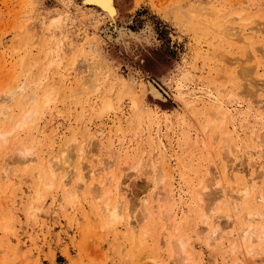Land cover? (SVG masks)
I'll list each match as a JSON object with an SVG mask.
<instances>
[{
    "label": "rangeland",
    "instance_id": "374dc122",
    "mask_svg": "<svg viewBox=\"0 0 264 264\" xmlns=\"http://www.w3.org/2000/svg\"><path fill=\"white\" fill-rule=\"evenodd\" d=\"M113 3L110 23L83 0H0V130L11 132L0 144V264H264V238L251 244L240 236L248 222L264 226V217L248 215L264 205L256 191L238 209L230 202L242 177L264 169V55L251 56L262 36L248 43L216 38L223 26L264 30V0ZM191 9L205 13L195 30ZM120 28L147 34L125 39V47L113 41ZM82 33L91 42L84 51ZM242 65L249 67L244 78ZM97 66L103 70L93 75ZM126 79L144 109L140 119L132 118L139 107L129 91L119 89ZM148 82L160 99L146 93ZM36 91V99H26ZM250 102L249 114L239 115ZM221 105L231 110L214 121ZM81 143L87 157L77 156ZM19 145L32 162L21 164L13 151ZM62 148H70L66 186L60 176L37 173L41 160L61 159L55 156ZM100 159L114 162L113 201L126 202L127 215H109L92 197ZM222 172L237 181L227 186ZM205 186L207 198L216 193L231 203L214 211L218 244L202 222L210 204L198 197ZM172 238L183 243L182 258Z\"/></svg>",
    "mask_w": 264,
    "mask_h": 264
},
{
    "label": "bare ground",
    "instance_id": "6f19581e",
    "mask_svg": "<svg viewBox=\"0 0 264 264\" xmlns=\"http://www.w3.org/2000/svg\"><path fill=\"white\" fill-rule=\"evenodd\" d=\"M83 4H88V5L92 6V8L98 9L99 13L102 14L103 17L104 16L108 17L109 18V22L110 23H114V18L116 17L115 15H116L117 12H116V7H115V5L113 3V0H83ZM204 11H205V9H204ZM190 14L192 15V18H193V19H191V25H192L193 29L195 30L201 25V23L198 20V18H200L199 16H202L205 13L203 12L202 14H199L197 12V10L191 9V13ZM56 18H58V17H56ZM56 18H50V19H51V21L56 22ZM185 23H186L185 19H183L182 20V24L184 25ZM50 24H52V23L50 22L49 25ZM255 28L256 29L254 31H257V33H251V32L245 33L244 30H240V29L235 28V27L223 26L222 28L219 29V31H218V33L216 35V38L218 39L219 42H228L227 40H221L222 38L223 39L224 38H230L234 42H239V41H243V40L247 39L246 42L248 43V40L250 42H253L256 38L259 37V35H261L263 42H261L262 44L255 45L254 52H252V55H251V56H253V58H257V56L264 55V48H263L264 47V30H262V29L260 30V28L258 29L257 27H255ZM144 30L145 29H143V31H141L139 33H135V32H132L130 30H123L122 28H120L117 31L115 30L116 31V36L113 39V41H115L116 43L122 42L125 45V47H127L128 42L126 43L125 39L135 38L137 40V39H139L138 37L140 36L141 33H145ZM98 32H102L104 34V36H106L109 39H112V36L107 33L106 29H104V30L100 29V31H98ZM48 34H49L48 37L50 38L51 35H52L51 32H48ZM145 34H147V33H145ZM145 40H147V39L145 38ZM79 41H80V43H78V46H79V49L81 51L87 50V48H89V46L91 45L90 40L85 37V33H82L81 37L79 38ZM51 44L52 43H50V45ZM58 47H59L58 44H53L52 49L57 52V48ZM244 59H245V57H244ZM101 60L104 61L102 58H101ZM91 67H94V66L92 65ZM102 70H103V68L101 66H97L91 72L93 73V75H95V74L100 75ZM89 74L87 72V75H89ZM248 74H249V67L247 65H242L240 67V69H239L238 75L240 76V78L241 77L244 78V77L248 76ZM75 75L79 76V77L81 76V75H77L76 72H75ZM85 75H86V73H85ZM98 78L100 79V77H98ZM96 79H97V77H96ZM79 80L86 81L87 78H84V77L81 76L79 78ZM130 81H131L130 79H126V80L121 81L123 83V85H120L119 89H123V90L129 91V94H130L131 99H132L131 102H132L133 105H135V107H137L136 102H135V98L131 94V92L134 91L135 87H134L133 83H131ZM95 82H98V81L95 80ZM36 83L38 85V84L42 83V81L41 80L40 81H36ZM91 86H94V84H92ZM27 87H28V84L27 83H23V85H21L19 87V89L21 91H24ZM243 87H244L243 84H241L240 85V90H241L240 93L241 94H243V92H244ZM259 87H264V85L259 86ZM144 88H145L146 93H149V95L152 98L160 99L159 91L152 83L148 82V83L144 84ZM36 89H37V87H36ZM101 91H102V89H101ZM179 92H180L181 97H184L186 95V92H184V90L182 89L181 85L179 86ZM36 94H37V91L34 92L33 95L27 96L26 99L27 100L32 99V98L34 99ZM11 95H12V92L9 93V96H7L8 99H6V102L12 98ZM251 103L252 102H250L249 105H247L248 107L250 106L249 108L246 107L245 110H239L238 114L242 115V116L248 115L249 114V110L252 108V104ZM253 105L255 106V104H253ZM135 107H133V108H135ZM138 107H137L138 110L136 111L138 116H135V114H134L132 116V118H134V119H136V118L140 119V115L143 112V111H140V110H144V109L140 108L139 105H138ZM226 107H229V109L231 108L228 105H221V106L217 107V110H219V111L222 110L225 113H222V111L221 112L218 111V113H221V114H219L217 116L214 115V121H216L217 118L223 119L225 117V115L228 114V111L226 110ZM145 109H147L148 111L149 110H153V109H150L149 106L145 107ZM2 110H3V108H1V111ZM210 110H212V109H210ZM148 111H145V112L148 113ZM33 114H34L33 111L30 112V113H27L26 116H25V121L31 120L33 118ZM0 116H3V114L0 113ZM255 117L258 118L259 116H255ZM259 120H261L262 123L264 122V119H262V118H259ZM18 123L20 124V121H18ZM228 135H229L228 133H225L222 136L224 138L225 144L227 143ZM10 136H11V132L0 130V144L3 143V142L4 143L7 142L9 140ZM65 145L69 146V143H67ZM259 146L260 145L257 146L258 150L262 149ZM86 147H87V145L84 144V143H81L77 147L76 153H77L78 157H82L83 158V157H85L88 154L87 151H86L88 149V147H87V149H86ZM88 150H90V149H88ZM13 151L15 152V155L17 156V158L19 160H21L20 161L21 164L25 165L28 162H32V156H31L32 153H31V151L28 148H24V147L19 145L15 149L13 148ZM69 152H70V148H62L60 150L59 154H57L55 156V158L57 157V158H61V159L54 160L52 158H49L47 160H41L40 161V166L38 168L37 173H39L40 176L41 175L42 176L47 175V176H49V178L52 177L53 179L56 178L57 176H60L61 183H63V185L66 186L65 176L67 175L68 167L70 166V159H69L70 158L69 157L70 154H69ZM3 162L6 163L5 160ZM99 165H100L99 176L102 179L99 180L96 183V186L93 188L92 197L94 199H97V200H100V201L103 200V202H102L103 208L105 209V211L109 215L117 216L119 214L120 210L124 211L125 214L127 215V213L129 212V208H128L126 202H124L121 198H118V197H117L116 200L114 198V201H113V196L117 195V193H115V194L113 193L112 188H111L112 183H113L112 182L113 178H112V174H111L110 170L114 166L113 160L107 159L106 161H102L100 159L99 160ZM263 174H264V169L261 172H259L258 174H255V175L251 174L252 176L249 179H247L246 177H242L240 179V183H239L240 186H238L237 190L234 192V195H232L230 197L231 198L230 202L232 203V205L234 206L235 209L239 208L241 202H243V200L250 193V191H256V195H255L254 199H255V201L257 200L258 204L260 206L262 205V207H263V205H264V180H263V184H262V181H260L261 176ZM222 177L225 180L227 186L231 185L232 181L233 182L237 181L235 176L229 175L226 172H222ZM205 189L207 190L208 187H206V186L203 187V189L199 192V195H198L200 201H204V198L209 199V201H210V204L207 207V211L203 214L202 222L209 229L208 230V232H209L208 239L211 242L218 244V242H221L222 235L220 233V229H219L218 223L215 220L214 211L215 210H219L221 207L225 209L228 206V204H231V203L230 202L227 203L225 201V199H223L221 196L217 195L216 193L215 194L212 193L211 194V198H207L208 196H206ZM248 215H254L255 219L258 218V220L259 219L262 220V217H264V208H262L261 211L259 210V211L255 212L254 214H248ZM250 219H251V217H250ZM209 220L212 221V224L209 222ZM136 227H137V225H134L132 228H130L131 229V234L135 232ZM169 229L172 232L171 226H169ZM240 236H241V239H242V241L244 243H247V242H249L251 244L252 243L254 244L255 242L259 243L264 238V226H256V225L248 222L245 226H243L240 229ZM171 243H173L177 255H179V256L182 255V251H183V248H184L183 247V243H181L179 240L173 239V238H172ZM235 251H236V249H235ZM156 262H158V261H155V263ZM160 264H167V263L164 262V263H160Z\"/></svg>",
    "mask_w": 264,
    "mask_h": 264
}]
</instances>
